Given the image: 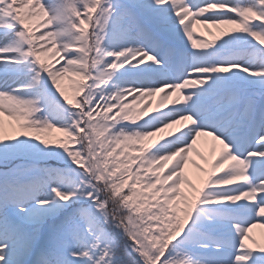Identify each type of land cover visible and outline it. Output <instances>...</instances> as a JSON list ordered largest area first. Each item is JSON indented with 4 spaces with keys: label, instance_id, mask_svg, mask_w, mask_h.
<instances>
[{
    "label": "snow or ice",
    "instance_id": "6c2138e0",
    "mask_svg": "<svg viewBox=\"0 0 264 264\" xmlns=\"http://www.w3.org/2000/svg\"><path fill=\"white\" fill-rule=\"evenodd\" d=\"M257 228L264 0H0V264H264Z\"/></svg>",
    "mask_w": 264,
    "mask_h": 264
},
{
    "label": "bare ground",
    "instance_id": "6f19581e",
    "mask_svg": "<svg viewBox=\"0 0 264 264\" xmlns=\"http://www.w3.org/2000/svg\"><path fill=\"white\" fill-rule=\"evenodd\" d=\"M153 104H155V102H153ZM205 153L207 154V149H205ZM193 159H195L196 162L199 163V164H201L202 166L207 167V165H204V162L201 161V160H199L198 158L193 157ZM190 172H191V174L193 175L194 178H195L196 176L200 175L199 173L196 172L195 169H192V168H190ZM258 230H259L260 233H261V230H262V229L258 228ZM262 238H263V237H262V234H259V235L257 236V239H262Z\"/></svg>",
    "mask_w": 264,
    "mask_h": 264
},
{
    "label": "rangeland",
    "instance_id": "374dc122",
    "mask_svg": "<svg viewBox=\"0 0 264 264\" xmlns=\"http://www.w3.org/2000/svg\"><path fill=\"white\" fill-rule=\"evenodd\" d=\"M201 31H202V30H201ZM212 32L215 34V33H216V30L213 29ZM204 36H205V38H207V39H209V40L213 39V36H210V35H208L207 33H204ZM253 234H254L256 237H257L259 234H262V237L264 238V229L261 230V233H260V231L258 230V228H257V229H254V230H253Z\"/></svg>",
    "mask_w": 264,
    "mask_h": 264
}]
</instances>
